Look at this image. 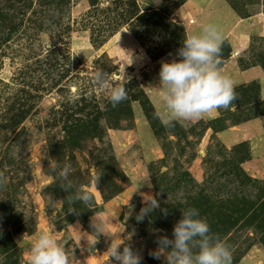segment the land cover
Masks as SVG:
<instances>
[{
	"label": "rangeland",
	"instance_id": "374dc122",
	"mask_svg": "<svg viewBox=\"0 0 264 264\" xmlns=\"http://www.w3.org/2000/svg\"><path fill=\"white\" fill-rule=\"evenodd\" d=\"M186 1L0 0V264H28L45 230L71 264H111L110 237L90 235L94 213L110 221L108 233H132L125 243L141 264H162L150 254L155 239H172L188 207L228 246L232 264H264V129L229 147L215 132L264 117V82L255 81L260 101L250 82L216 116L165 126L155 115L159 97L150 86L158 85L161 61L181 59L176 52L195 18L220 17L216 0H196L200 14L187 18L179 10ZM222 1L243 21L230 44L222 41L219 66L232 54L264 74V0ZM225 21L232 25L224 18L221 32ZM97 71L118 80L126 98L113 105L92 79ZM65 164L72 171L62 185ZM81 186L91 193L88 206L68 198ZM127 188L122 209L106 211ZM142 194L156 196L159 207L138 222Z\"/></svg>",
	"mask_w": 264,
	"mask_h": 264
},
{
	"label": "clouds",
	"instance_id": "9594fccd",
	"mask_svg": "<svg viewBox=\"0 0 264 264\" xmlns=\"http://www.w3.org/2000/svg\"><path fill=\"white\" fill-rule=\"evenodd\" d=\"M222 39L216 24H202L198 32L186 36L183 46L177 50L176 55L181 59L161 61L158 85L150 87L158 92L159 108L155 115L163 125L172 126L174 122L199 118L214 109L227 107L233 101L234 82L219 68ZM126 55L129 57L128 64H132L131 51ZM92 79L98 87L107 90L108 99L113 105L126 98V88L118 80L110 83L107 74L100 71L95 72ZM51 168L56 172L52 160ZM71 171V166L65 164L59 169L57 180L63 185ZM142 196L144 206L135 216L138 222L159 207L156 196ZM68 198L73 202L80 201L85 206L92 203L91 193L82 186L77 187ZM73 210L70 208L69 212ZM109 223L102 214L94 213L90 218V227L94 230L90 235L110 237L104 254L108 259L112 258L111 264H141L139 252L125 243L132 233L122 238L116 235L119 231L108 233ZM172 236V239L157 236V247L150 252L157 259L163 257L162 264H232L228 246L210 232L207 220L200 216L195 207L183 209V218L175 223ZM28 264H71V260L68 250L55 234L45 230L31 244Z\"/></svg>",
	"mask_w": 264,
	"mask_h": 264
},
{
	"label": "crops",
	"instance_id": "0c3cea01",
	"mask_svg": "<svg viewBox=\"0 0 264 264\" xmlns=\"http://www.w3.org/2000/svg\"><path fill=\"white\" fill-rule=\"evenodd\" d=\"M215 4H216L215 7L217 8V9L216 8L215 9H216V11H219L218 14L220 15V17H219V19L218 18L214 19L215 20L213 22L214 24L217 25V24L221 23V20H223L224 18L231 19L232 25H228L226 27V25H224V24H227V22L225 21L223 23L222 32H221L222 37H223L222 41H224V40L230 41V38H231L230 33L233 32V29L237 26L238 22H240L239 20H241V18L233 17L231 9L229 7H225L226 5L223 4L222 0H218V1L216 0ZM179 10L187 18H195L194 17L195 15L200 14L201 7L199 6V3L196 2V0H187L184 3V5L181 6V8ZM223 14H224V17H222ZM242 21L243 20H241V22ZM196 23H198V17H197V19L195 18V23L193 24V27H191V30L193 29V33L198 32L200 27L202 26V24H205L203 21H200L198 23V25H195ZM224 28H225V30L223 31ZM231 40H232V38H231ZM230 43H231V41L229 42V44ZM234 46L235 45H230L232 50H235ZM223 63L224 64L220 65L219 68H220L222 73H224V74H226L232 78V80L234 82V88L238 87L240 85H243V84L246 85L250 82L256 81L257 79L260 80L259 83H261V84L264 82V74L260 71V69H258L255 66L242 67L239 64L240 61H238V59H235L234 56H232V54H231V56H229L225 60H223ZM255 75H256V77H255ZM218 113H219L218 109H214L211 113H209L208 116L211 117V116H213V114L216 116V115H218ZM257 127L264 129V117L263 116L255 117V118H253L247 122H244L242 124H239V125H235V126H231V127L228 126L226 129L217 132L216 135L219 138V140H221V142L225 146L229 147V146H233L235 143L247 141L245 139H247V137H249L250 131H251L250 129L255 131ZM259 128H257V129H259ZM239 130L242 131V134L239 133ZM240 135H242V136L240 137ZM260 135L264 141V132H261ZM130 191H131V189L127 188L117 198L108 201L105 204L106 211L108 210L110 212L111 209L116 208L114 205H120V208L122 209V206L125 204L126 200H128L130 198V194H129ZM109 212H107V213H109Z\"/></svg>",
	"mask_w": 264,
	"mask_h": 264
},
{
	"label": "trees",
	"instance_id": "16d2710c",
	"mask_svg": "<svg viewBox=\"0 0 264 264\" xmlns=\"http://www.w3.org/2000/svg\"><path fill=\"white\" fill-rule=\"evenodd\" d=\"M69 1L70 0H67V3H66V5H68L69 4ZM227 41V40H226ZM228 42V41H227ZM222 45V44H221ZM230 55H226V56H224L223 58H221V60L223 61V60H225L227 57H229ZM221 63V62H220ZM247 67H250V66H247ZM251 83H253V85H255L256 87H257V91H256V94L254 95V98H257L259 101H260V99H259V94H260V84L258 83V82H255V81H253V82H251ZM251 83H248V84H243V85H240V86H238V87H235L234 88V92H235V90H237V88H244L245 89V87H247V86H249ZM252 97V96H251ZM258 115L257 114H255V115H253V116H249V117H245L243 120H241V121H246V120H248V119H253L254 117H257ZM219 119V117H217V120ZM224 129H226V127L225 128H221V129H219V130H216L215 132H217V131H222V130H224Z\"/></svg>",
	"mask_w": 264,
	"mask_h": 264
}]
</instances>
